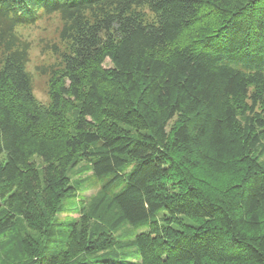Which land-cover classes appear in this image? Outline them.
<instances>
[{"label": "trees", "instance_id": "16d2710c", "mask_svg": "<svg viewBox=\"0 0 264 264\" xmlns=\"http://www.w3.org/2000/svg\"><path fill=\"white\" fill-rule=\"evenodd\" d=\"M0 264H264V0H0Z\"/></svg>", "mask_w": 264, "mask_h": 264}, {"label": "rangeland", "instance_id": "374dc122", "mask_svg": "<svg viewBox=\"0 0 264 264\" xmlns=\"http://www.w3.org/2000/svg\"><path fill=\"white\" fill-rule=\"evenodd\" d=\"M54 26L55 23L51 20H45L42 22L37 23L34 27L30 29H26L23 31L24 35H27L28 38L32 41V49L30 52V62L27 65V71L32 75L33 78V92L36 99L45 104L47 103V94H46V87H45V77H42L38 74L37 69L46 66L47 64L51 63L53 61V58L47 54L41 52V48L37 46L38 40H42L44 37H53L54 36ZM45 41V40H44ZM104 66H108L107 60L104 63ZM37 160V159H36ZM35 164H38L39 167L41 166V162L39 160L34 162ZM84 163H80L77 165L73 171H77L80 168V171L78 172V176H75V174L70 176L72 181H82L83 179H86L90 173L88 172L86 167H82ZM99 189V183H96L94 181L85 180L81 182V185L76 189V191L72 194L69 199H66V206L67 208H71L74 205H76L78 208L87 207L89 203L94 199V197L98 194ZM41 203V196L39 195L38 201L35 200L34 204ZM38 210H40L39 207L36 206ZM37 215L31 216L29 214V219L32 220L30 223L24 222V230L28 232L29 235L33 236L34 238L38 239L39 234L31 230L29 227H37L43 230L44 224L42 221V216L36 213ZM80 213L78 211H71L68 210L65 213H56L54 219L57 222H68V221H76L79 219ZM45 220V219H44ZM30 232H29V231ZM126 228H122L119 231L125 233Z\"/></svg>", "mask_w": 264, "mask_h": 264}]
</instances>
